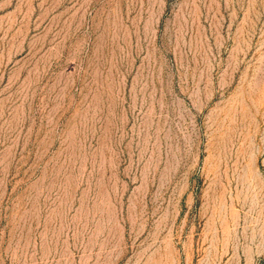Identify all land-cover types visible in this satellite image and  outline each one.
I'll return each instance as SVG.
<instances>
[{
  "label": "rangeland",
  "instance_id": "374dc122",
  "mask_svg": "<svg viewBox=\"0 0 264 264\" xmlns=\"http://www.w3.org/2000/svg\"><path fill=\"white\" fill-rule=\"evenodd\" d=\"M0 264H264V0H0Z\"/></svg>",
  "mask_w": 264,
  "mask_h": 264
}]
</instances>
